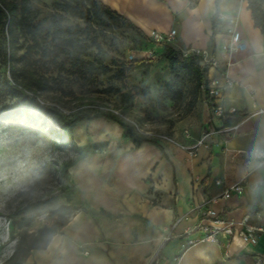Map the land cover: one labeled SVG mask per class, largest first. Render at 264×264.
I'll return each instance as SVG.
<instances>
[{
  "label": "crops",
  "instance_id": "0c3cea01",
  "mask_svg": "<svg viewBox=\"0 0 264 264\" xmlns=\"http://www.w3.org/2000/svg\"><path fill=\"white\" fill-rule=\"evenodd\" d=\"M124 16L145 35L149 31L177 33L172 46L177 50L203 49L214 53L221 69L237 84L224 91L214 104L224 111L235 110L241 122L234 131L225 130L220 119L203 108L184 120L170 136L175 144L146 140L138 143L126 136L117 122L100 117L80 121L73 128L78 150L89 154L69 168L74 214L45 250L34 256L35 264H172L186 238L199 224L219 230V244L198 243L180 255L178 264H252L264 256V194L250 195L256 173H247V154L259 136H264V61L253 53L252 43L264 39L244 0H228L230 16L238 21L237 31L245 51L228 58L218 53L226 25L214 15L191 14L189 0H98ZM155 47V46H154ZM227 64L228 67H227ZM219 79V71L207 69L206 83ZM206 94H203L204 99ZM184 131H188L186 137ZM209 136L202 140L203 135ZM202 141L201 145L198 142ZM220 181L221 185L216 182ZM235 184L246 187L241 196L221 198ZM216 217L202 218L204 201ZM262 229L257 244L240 239L227 241L223 231L238 234L240 221ZM221 219L224 224H214ZM188 235V236H187Z\"/></svg>",
  "mask_w": 264,
  "mask_h": 264
},
{
  "label": "rangeland",
  "instance_id": "374dc122",
  "mask_svg": "<svg viewBox=\"0 0 264 264\" xmlns=\"http://www.w3.org/2000/svg\"><path fill=\"white\" fill-rule=\"evenodd\" d=\"M7 1L17 4L23 27L17 58L30 52L15 64V77L29 72L47 90L37 92L41 109L2 90L3 76L12 79L0 44V264H35L74 214L69 168L90 153L65 137L55 113L70 122L113 109L145 132L170 137L200 114L203 95L164 59L163 45L106 17L91 0ZM251 1L264 14V0ZM172 83L180 97L162 99Z\"/></svg>",
  "mask_w": 264,
  "mask_h": 264
},
{
  "label": "trees",
  "instance_id": "16d2710c",
  "mask_svg": "<svg viewBox=\"0 0 264 264\" xmlns=\"http://www.w3.org/2000/svg\"><path fill=\"white\" fill-rule=\"evenodd\" d=\"M92 3L97 7V9L106 17L119 21L129 27L133 32H135L138 36L147 38L148 37L135 25H133L128 19L124 16L116 13L111 10L108 6L104 5L98 0H91ZM247 3V9L250 11L254 27L260 29L262 35L264 36V14L261 13L258 5L251 0H244ZM19 11L18 6L14 2H8L7 0H0V44L3 47L2 50V60L3 65L8 68V73L11 74L12 81L9 82L7 77L4 75L1 80L4 91L10 93L15 99L18 100L20 104L26 105L28 107L41 109L42 107L39 105L37 92L46 91L47 88L41 82H37L35 76L26 73L19 80L18 77H15L16 63L19 60L29 57V50L23 55V57L17 58L16 53V44L18 40L17 30L23 29L21 27V21L18 20ZM215 17L212 16L210 19L211 23V35H214L215 31ZM164 59L175 69L178 71L192 77L198 86L199 91L203 94L207 92L206 89V80L205 73L207 71V67H201L199 63V59L196 57H184L179 50H175L171 46L163 45ZM12 64V73L10 71V65ZM1 84V82H0ZM35 89V93H31L32 90ZM180 92L176 88V84L172 83L171 85H167L161 92L162 99L173 98L177 99L180 97ZM57 121L61 124L63 128V133L67 139H72L73 137V128L74 126L83 120L91 121L96 118L104 117L108 120L117 122L126 130V136L134 138L138 143L147 142L146 139H143L136 135L132 131L129 126L123 124L116 116L111 113H96L92 116L86 117H78L70 122H64L61 114L55 113ZM241 120L239 114H235L234 117H230L225 120L224 126L235 125Z\"/></svg>",
  "mask_w": 264,
  "mask_h": 264
},
{
  "label": "built area",
  "instance_id": "2783aa9c",
  "mask_svg": "<svg viewBox=\"0 0 264 264\" xmlns=\"http://www.w3.org/2000/svg\"><path fill=\"white\" fill-rule=\"evenodd\" d=\"M216 19L220 23H224L226 25L225 37L221 45H219L218 53H221L228 58H231L234 55L240 54L245 51L246 47L242 41L240 34L237 31L238 21L235 16H230L228 21H221L219 17L216 15ZM155 45H167L173 46L176 42L177 33L175 30L169 31L167 34H160L155 31H149L146 35ZM184 57H196L199 59V63L201 67H207L208 69L218 70L219 71V79L212 80L209 84H206L207 92L206 97L203 99V104L206 108L210 109L213 116L220 119H228L230 117H234L235 114H238L235 110L224 111L222 107H218L214 104V100L221 97L222 93L228 89L236 86V82L229 78L227 75L226 69H221L219 66V61L215 57L214 53L209 50L203 49H183L179 50ZM229 64H227L228 67ZM102 113H111L116 116L119 120H122L127 126L132 128L136 135L139 137L152 140L156 142H164L175 144V140L172 137L164 136V135H154L151 132H145L140 129L134 121L124 116L122 113L115 111L113 109H105ZM255 114L261 115L264 114V109H256ZM239 121L234 126L226 129V132L234 131L237 129ZM184 135L188 137V131H184ZM209 134L205 133L202 137V140L206 139ZM202 141L198 142V145H201ZM247 162H248V154H247ZM217 185H221L220 181L216 182ZM246 187L242 184H235L229 188H226L221 195V198L227 200L231 197L232 194L241 196L244 194ZM215 199H212L209 202L204 201V203L199 206V211L201 213L202 218H211L216 217V213L208 208L209 203H214ZM249 216L246 215L241 221L240 226L242 230L235 234L230 229H226L223 231V235L227 236V241H234L236 239H240L243 243L257 244V234L262 232V229H256L248 225ZM214 224H224V221L221 219H216ZM192 232H200L201 235L196 238H186L183 244L180 246L179 253L172 259V264H178L180 255L184 250L189 247H192L198 243L206 242L212 244H219V230L217 227L213 225H205L199 224L195 227ZM188 236V235H187ZM150 264H158L157 260H152ZM252 264H264V256L257 255L254 257Z\"/></svg>",
  "mask_w": 264,
  "mask_h": 264
},
{
  "label": "clouds",
  "instance_id": "9594fccd",
  "mask_svg": "<svg viewBox=\"0 0 264 264\" xmlns=\"http://www.w3.org/2000/svg\"><path fill=\"white\" fill-rule=\"evenodd\" d=\"M184 4L186 0H178ZM191 14L201 13L217 15L221 21L230 19V8L228 0H200L199 5L190 9ZM252 49L254 56L264 61V39L253 41ZM247 173H256L252 183L249 185V192L252 196L264 194V136H259L256 143L248 153V162L245 166Z\"/></svg>",
  "mask_w": 264,
  "mask_h": 264
}]
</instances>
